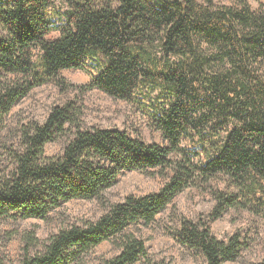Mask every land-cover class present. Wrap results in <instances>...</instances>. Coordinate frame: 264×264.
Wrapping results in <instances>:
<instances>
[{
  "label": "trees",
  "instance_id": "1",
  "mask_svg": "<svg viewBox=\"0 0 264 264\" xmlns=\"http://www.w3.org/2000/svg\"><path fill=\"white\" fill-rule=\"evenodd\" d=\"M55 29L60 36L46 39ZM262 60L264 3L253 11L247 0L219 9L212 0H0V131L33 88L68 89L61 71L90 68L87 90L125 101L158 90L155 127L169 143L82 129L73 102L55 107L44 123L24 126L19 146L8 150L13 167L0 168V220L45 218L71 200L98 199L127 171H172L159 192L128 196L98 221L61 230L21 264H73L103 242L119 248L103 264L147 259L131 228L151 224L181 192L216 175L238 192L215 193L211 219L230 208L264 219ZM68 132L61 154L48 156L47 144ZM191 132L198 141L183 146ZM173 236L205 264L236 261L247 246L240 232L220 240L207 223L187 218Z\"/></svg>",
  "mask_w": 264,
  "mask_h": 264
},
{
  "label": "rangeland",
  "instance_id": "2",
  "mask_svg": "<svg viewBox=\"0 0 264 264\" xmlns=\"http://www.w3.org/2000/svg\"><path fill=\"white\" fill-rule=\"evenodd\" d=\"M205 4L207 0H197ZM215 9L236 6L238 0H212ZM253 11L260 9L264 0H247ZM61 29L52 30L46 39L59 37ZM90 62L86 63V67ZM262 77L264 80V60ZM90 68L66 69L60 72L70 88H62L56 82H49L33 88L22 98L5 117L0 131V168L13 167L8 150L19 146L21 131L30 123H44L55 107H63L73 102L80 111L79 123L82 129L117 128L126 131L134 138L147 143L167 146L162 133L155 127L153 104L158 101V90H147L140 98L125 101L114 98L99 89H85L90 81ZM216 127L220 125L213 123ZM75 129L73 128V131ZM71 133V132H70ZM60 136L46 146L50 157L61 154L70 134ZM199 136L191 132V138L183 140L188 147ZM193 144V145H194ZM169 169H153L149 173L127 171L121 174L114 186L98 199H74L51 211L45 218L0 220V263L21 264L26 257L43 252L49 239L61 230L73 226L85 227L98 221L116 203L123 202L128 196L140 197L159 192L170 180ZM226 196L237 193L233 181L224 175H216L209 182L191 186L181 192L168 207L156 216L149 225L139 224L131 232L145 241L148 258L136 264H205L202 255L195 249L178 243L173 233L180 221L187 218L194 222L207 223L211 232L220 240H228L240 232L247 242L236 261L226 264H264V219L245 209H228L220 218L211 219L216 200L215 193ZM119 253L112 242H103L82 256L73 264H103L106 259Z\"/></svg>",
  "mask_w": 264,
  "mask_h": 264
}]
</instances>
